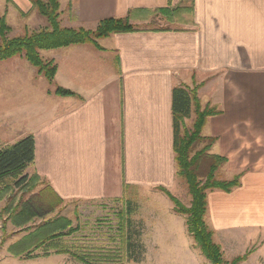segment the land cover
<instances>
[{
    "label": "crops",
    "instance_id": "obj_1",
    "mask_svg": "<svg viewBox=\"0 0 264 264\" xmlns=\"http://www.w3.org/2000/svg\"><path fill=\"white\" fill-rule=\"evenodd\" d=\"M0 2V16L5 15L9 26L10 16H21L24 32L35 30L28 26L38 18L29 0ZM59 4L60 22L66 27L94 29L104 17L130 15L140 30L111 34L98 40L99 47L85 43L49 49L44 59L57 66L51 87L44 95L33 93V120L20 131L11 132L10 126L23 119L32 100L19 95V101L5 105L0 123L8 132L0 134V145L33 134L35 159L26 170L36 172L64 201L121 196L128 187L171 191L178 182L172 88L200 84L201 105L220 110L207 118L201 131L215 138L209 153L226 158L216 174L223 172L226 177L221 179L227 180L241 173L240 185L230 192H208L205 222L223 258L231 260L253 247L240 264H262L264 0H192L191 23L170 30L142 25L153 15L139 11L181 6L182 0ZM20 64L33 75L32 68ZM56 86L74 95L58 96L53 93Z\"/></svg>",
    "mask_w": 264,
    "mask_h": 264
},
{
    "label": "trees",
    "instance_id": "obj_2",
    "mask_svg": "<svg viewBox=\"0 0 264 264\" xmlns=\"http://www.w3.org/2000/svg\"><path fill=\"white\" fill-rule=\"evenodd\" d=\"M29 1L32 8L45 18L47 25L32 31L25 30L21 35L8 36L11 29L6 22L5 15L2 14L0 16V60L15 56L23 57L48 82L53 81L57 66L53 60L44 59L40 55V50L85 43H91L99 47L98 40L111 34L140 30V26L132 23L130 15L104 17L97 22L94 29L66 27L61 25L60 22L59 0ZM182 1L181 6L171 7L168 4L165 7L139 12L159 15L168 22L188 24L192 21V0ZM132 13L137 12L133 11ZM185 14L190 16V21L183 18ZM169 28L156 27L155 30H170ZM199 86L200 84H194L192 87L180 84L174 86L171 92L175 174L184 179L190 196V203L186 207L171 191L163 186H156L155 189L169 198L173 204L174 212L184 216L187 232L192 237L194 246L199 249L208 264H240L252 253L253 247L229 261L225 260L220 245L213 240L212 231L205 222L208 192L217 189L230 192L240 185L241 173L227 180L216 178V172L225 164L226 158L209 153L215 138L203 136L201 131L207 118L219 114L220 110L214 105H201L197 96ZM53 93L62 97L74 95L73 91L60 86H56ZM191 113L194 114L192 125L187 128L185 119ZM34 159L35 142L31 133L11 144L0 145V183L3 184V186H0V199L3 197V193L11 187L25 186L27 189L32 190L37 183L45 184L40 192H43V194L51 193L54 197L53 199L45 198L46 200L42 198L43 200L39 199L41 201L39 202L37 197L31 195L17 207L14 205L9 211L8 218L18 230L29 229L31 226L29 223L34 221L35 218H44L45 215L54 210L57 203L64 201L55 194L51 186L36 172H32L30 176L24 172L33 165ZM9 178L12 180V186L9 183H4ZM53 201L54 203H52ZM45 203L47 204L43 205ZM131 205V201L128 200L126 206L128 216L124 219V229L126 228L125 252L129 260L138 262L142 259V245L138 241L139 231L135 230V233L132 231V234L131 230L128 229L132 224L130 215L133 207ZM4 208L7 210L8 205ZM68 224L66 219L61 217L46 219L34 230L29 231L16 242L10 244L8 250L13 255L25 253L26 256L31 258L35 256L32 254L33 250L46 246L55 237L63 235L62 230ZM133 235L135 239H133Z\"/></svg>",
    "mask_w": 264,
    "mask_h": 264
},
{
    "label": "rangeland",
    "instance_id": "obj_3",
    "mask_svg": "<svg viewBox=\"0 0 264 264\" xmlns=\"http://www.w3.org/2000/svg\"><path fill=\"white\" fill-rule=\"evenodd\" d=\"M3 4L0 2V12ZM35 14L38 18L28 26L33 29L46 26L45 18L37 11ZM13 17H9L11 30L8 36L23 34L25 19H22L21 16ZM189 17L188 14L183 16L184 19L190 21ZM142 25L170 28L186 26V24L178 22H168L159 15H153L147 23ZM48 53V50H43L42 57L46 58ZM18 60L20 62H17ZM20 63H23L27 70L32 68L33 75L22 70ZM35 71L25 58L16 56L0 60V120L4 118V109L8 102L19 101V95L32 100L33 93L41 91V94L44 95V91L51 87L49 82ZM35 73L36 77H34ZM4 84H13L15 87H9L12 90H7L4 89ZM23 85L26 88L25 92L21 91ZM34 110L32 100L29 103L27 114H23V119L12 124L10 131L24 129L27 124L32 122ZM193 116L194 114L191 113L185 119L187 128L192 125ZM0 122L2 123V121ZM1 123L0 134L7 133L8 129L4 128ZM206 131L207 129L204 134H207ZM24 172L29 176L32 174L29 170ZM224 176L226 177L221 171L218 172V175L216 174L218 179L224 178ZM176 177L178 182L171 192L187 207L190 203L187 185L182 177L177 175ZM11 182L10 178L4 181L10 185ZM0 186L3 184L0 183ZM42 187H45L44 183H37L32 190L25 186L11 187L3 193V197L0 199V264H208L199 249L193 246V239L187 232L183 216L172 210V202L165 194L149 188L128 187L123 193L125 195L107 197L97 201L59 202L55 205L54 210L44 218H35L29 223L31 224L29 229L18 230L8 218L10 209L14 205L17 207L31 195L41 201L42 198L53 199L51 193L40 192ZM40 200L39 202H41ZM128 200L131 201V207L133 209L135 207L130 215L132 224L128 229L131 230V233L132 231L135 233V230L139 231L138 241L142 245V259L138 262L129 260L125 252L124 219L128 216L126 213ZM6 205H8L7 210L4 208ZM56 217L64 218L69 223L62 230L64 234L55 237L46 246L33 250L32 254L35 256L30 258L25 253L13 255L8 250L10 244L34 230L44 220ZM133 239H135L134 235ZM224 258L230 259L227 255Z\"/></svg>",
    "mask_w": 264,
    "mask_h": 264
}]
</instances>
